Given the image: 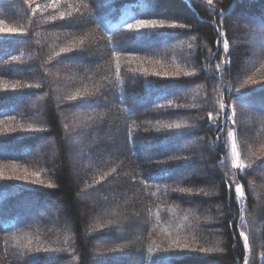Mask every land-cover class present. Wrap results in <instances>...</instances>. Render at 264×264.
I'll return each mask as SVG.
<instances>
[{"label":"trees","instance_id":"obj_1","mask_svg":"<svg viewBox=\"0 0 264 264\" xmlns=\"http://www.w3.org/2000/svg\"><path fill=\"white\" fill-rule=\"evenodd\" d=\"M15 1L14 6L4 2L0 13V120L6 119L1 122L0 136L12 143L13 151L33 148L43 138L56 141L58 150L54 165L40 169L42 174L26 169V173L9 175L0 170V179L4 186L15 184L11 189L17 188L18 193L27 188L35 191L41 203L50 205L49 219L68 225L53 230L20 225L19 214L9 218L1 213L0 264H93L96 259H119L122 253L137 264H264V208L258 212L252 196V190L261 192L257 175L264 170V123L251 135L255 128L245 126L241 105L254 98L264 101V54L242 72L249 40L242 36L241 28L233 26L236 17H250L258 7L264 10V0ZM76 18L86 20L65 26ZM140 20L158 23L141 29L136 26ZM256 22L264 27V17ZM58 30L63 35L96 32L101 38L100 62L107 71L101 93L114 111L111 146L115 158L123 156L134 175L115 184L113 190L123 196L139 184L136 197H141L138 221L142 234L135 241L120 242L117 225H91L83 186L94 176L90 186L103 193L109 188L111 173L91 174L82 170L83 163L76 166L69 159L65 143L69 131L55 107V93L69 85L48 77L47 65L74 60L79 48L76 43L60 46L62 39L54 36ZM163 34L169 45H175L174 51L142 52L127 44L131 38L135 42ZM170 34L176 38L171 39ZM22 43L25 48L19 47ZM29 59L34 62L28 63ZM215 83L218 87H213ZM12 88L23 89L25 94H13L9 92ZM37 93L46 98L39 114L41 123L10 114L3 117L9 113L8 104ZM143 97L152 108L137 117L132 100ZM172 115L176 117L170 118ZM189 138L202 139L204 146L199 148V160L190 156L192 149L185 154L189 158L183 168L192 173L186 184L215 190L217 196H178L182 192L177 184L165 182L178 167L166 163L172 168L170 173L163 171L164 165L158 171H147L146 161L139 156L141 147L152 139L166 144L171 139ZM41 187L45 189L39 190ZM236 187L243 190L242 204ZM2 201L9 209L15 202ZM214 208L221 211L218 224L199 220L206 209ZM242 235L248 238L247 246ZM17 252H26L23 257L31 259L17 262Z\"/></svg>","mask_w":264,"mask_h":264},{"label":"rangeland","instance_id":"obj_2","mask_svg":"<svg viewBox=\"0 0 264 264\" xmlns=\"http://www.w3.org/2000/svg\"><path fill=\"white\" fill-rule=\"evenodd\" d=\"M4 2L14 6L16 5L15 0H0V13L3 11ZM108 2V0H107ZM152 3V0H151ZM153 5V4H152ZM166 13H163V15ZM230 15V12H227ZM249 16L245 14L243 17H236L233 22L235 29L241 28L243 30V37H246L249 41L247 42V54L242 57L244 66L242 72L245 73V69L250 67L253 63L258 62L260 56L264 54V27L261 23L256 22L261 17H264V10L262 7H258L256 12L249 13ZM261 16V17H260ZM83 18V17H82ZM76 18L73 22L66 23V25L76 24L77 22L85 21L86 19ZM252 19H255L254 21ZM5 28V27H4ZM6 29V28H5ZM8 30H6L7 33ZM60 30L56 31L54 36H60V46L61 43L64 46H68V43L78 44V57L70 62H63L60 64L49 63L48 77H54V79H59L64 83L69 85V88L58 89L55 93V107L60 114L62 126L69 132L66 134V147L69 153V159L76 166L83 163L82 170L88 171L91 174H104L110 172L108 180V189L105 188L103 193L99 190L92 189L91 182L94 181V176L89 178V184L87 183L83 186V199L90 209V222L91 225H117L119 231V241H127L138 239L142 234L141 223L139 219L141 214H139V205L141 197H136L140 195L139 184L132 187L128 193L123 196H119L113 187L115 184L121 182V180L129 177L132 179L134 175L130 173L124 161L123 156H117L115 158L114 148H112L113 138H114V126H113V109L105 104V99L102 96V91L106 86V70L101 67L100 57L102 56V49L99 48L101 43V38L98 33H65L64 35ZM58 32V33H57ZM255 34V35H254ZM3 36V35H2ZM171 39H175L173 34L169 35ZM167 35H159L152 39H142L137 38L135 42L133 38L130 39L131 44L136 48H140L143 52L152 51L157 52L159 49L161 54L163 51L171 49L175 50V45H169L167 40ZM53 39V38H52ZM169 39V38H168ZM58 40V38H57ZM73 40V42H71ZM125 40V39H124ZM51 41V45L56 43ZM126 41V40H125ZM217 43V44H216ZM215 43V47L218 48V42ZM85 47H84V46ZM88 45V49L86 48ZM25 44H20L19 47L25 48ZM222 46V45H221ZM55 47V46H54ZM51 49V47H50ZM223 56V55H222ZM222 58V57H221ZM28 63L34 62L33 59L27 60ZM51 64V65H50ZM162 65V64H161ZM219 68H217L218 71ZM264 72V70H263ZM17 80V79H16ZM38 81L42 83L41 77ZM145 87V86H144ZM213 87H218L215 83ZM37 88V87H36ZM40 88H37L39 90ZM20 88H12L9 92L22 93L24 95L25 91ZM178 90V89H177ZM179 93L180 91H177ZM40 94V93H39ZM28 96L26 99H16L13 104H8L9 113L4 114L3 117L18 116L19 118H29L31 121H40V112L46 100L45 97L39 96ZM21 95V96H22ZM77 99L72 102L73 99ZM135 104L134 114L142 116L145 112H149L147 98H135L132 100ZM78 103V104H74ZM243 107L242 118L245 126L250 130L252 127L255 129L250 133L255 135V132L261 130V124L264 123V101L260 98H254L251 102L243 101L241 103ZM154 112V111H152ZM170 118L176 117V115L169 116ZM167 118V117H166ZM158 118H153L156 120ZM6 121V119L0 120V130L3 128L1 122ZM257 122V126L254 125ZM261 122V124H260ZM29 128V127H28ZM26 133V129L22 128L21 132ZM33 133V131L31 130ZM38 133H35L37 135ZM32 136V135H30ZM6 137L0 136V170L4 173L12 175V173L21 172L26 173V169H32L33 171H38V174H42L40 169H44L47 166L51 167L54 165V161L57 159V145L56 141L53 139H44L36 142L37 144L33 148L24 149L23 147H17L13 151L12 143H7ZM254 145V143H253ZM204 146V141L199 138H189L184 140L171 139L164 144L163 142H156V139L152 141L145 142L144 146L139 150V156H141L146 162V166L149 167L147 171H158L161 166H165L163 171H172L171 167H168L166 163H172L178 168L173 173L165 179V182L177 184V190L182 193L178 196L195 197L198 194L207 196L210 193L217 196V191L206 189L202 187H188L186 182L191 178L192 173L185 170L184 164L189 158L185 156L188 150L192 149L190 156L192 158L199 160L201 156L199 154V148ZM8 156H13L8 159ZM20 158V159H19ZM16 161V162H15ZM22 163V164H20ZM25 164V165H23ZM45 165V166H44ZM81 170V168H78ZM152 169V170H151ZM101 176V175H100ZM257 179L260 183L261 192L259 194L257 191L252 190V196L254 200L258 202L257 210L260 212L264 208V170L257 175ZM110 180V182H109ZM0 179V195L3 197L2 200L15 201L10 209L4 204H0V214H7V217L14 218L19 214L21 216L20 225H35L39 227H45L47 229L55 228H65L63 225H68L65 223H58L50 220L48 217V209L50 205L41 203L33 193L27 189L17 192V188H14L15 184L8 183L6 186L3 185ZM38 183V181H37ZM29 186V185H28ZM9 188V189H8ZM7 189V190H5ZM45 189L41 187L39 190ZM10 191L5 194V191ZM89 191V192H88ZM178 192V191H177ZM32 193V194H30ZM184 193V194H183ZM238 194V201L240 204L244 201V196ZM184 204L188 205L187 201ZM193 206V204H190ZM220 209L214 208L206 209L204 211L203 217L199 220L203 221L206 225H216L218 224V217L220 215ZM21 213V214H20ZM5 216V217H6ZM6 217V219H7ZM60 230V229H58ZM244 239V236L242 235ZM108 242L107 240L104 241ZM224 243V241L222 240ZM247 246V245H246ZM102 247V246H100ZM98 256V252H94ZM26 254L17 252V262L22 261L21 258ZM25 263L29 261L30 256L25 257ZM23 259V260H24ZM23 263V262H22ZM48 264H52L49 262ZM93 264H137L133 259H130L126 254L122 253L119 259L113 261H99L94 260Z\"/></svg>","mask_w":264,"mask_h":264},{"label":"snow or ice","instance_id":"obj_3","mask_svg":"<svg viewBox=\"0 0 264 264\" xmlns=\"http://www.w3.org/2000/svg\"><path fill=\"white\" fill-rule=\"evenodd\" d=\"M208 2L209 3H211V0H208ZM157 21H155V20H140V21H138L137 22V27L138 28H141V29H143V28H154V27H156L157 26ZM159 24H160V26L162 27L163 26V21H160L159 22ZM129 27H132L131 25L129 26ZM14 30H11V29H9V32H13ZM224 47L225 48H227L228 47V43H227V41H225L224 42ZM209 119H211V114H209ZM178 127V126H177ZM237 167H239V165H236ZM235 191L237 192V193H239L241 196H243L244 195V193H243V190H242V188H240V187H236L235 188ZM247 237L245 236L244 237V241H245V246L247 245Z\"/></svg>","mask_w":264,"mask_h":264},{"label":"bare ground","instance_id":"obj_4","mask_svg":"<svg viewBox=\"0 0 264 264\" xmlns=\"http://www.w3.org/2000/svg\"><path fill=\"white\" fill-rule=\"evenodd\" d=\"M13 156H8L7 158H12Z\"/></svg>","mask_w":264,"mask_h":264}]
</instances>
